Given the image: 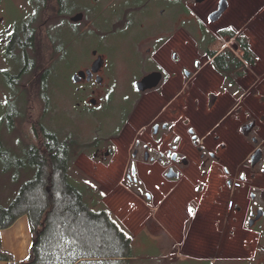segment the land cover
<instances>
[{
  "label": "flooded vegetation",
  "instance_id": "af4514ba",
  "mask_svg": "<svg viewBox=\"0 0 264 264\" xmlns=\"http://www.w3.org/2000/svg\"><path fill=\"white\" fill-rule=\"evenodd\" d=\"M255 2L0 0V173L34 176V146L49 183L48 155L69 162L88 154L96 166L116 167L111 188L153 203L181 260L264 264ZM65 109L88 123L85 140L66 138L53 121Z\"/></svg>",
  "mask_w": 264,
  "mask_h": 264
},
{
  "label": "trees",
  "instance_id": "16d2710c",
  "mask_svg": "<svg viewBox=\"0 0 264 264\" xmlns=\"http://www.w3.org/2000/svg\"><path fill=\"white\" fill-rule=\"evenodd\" d=\"M239 42L250 54L248 40L241 36ZM28 155L38 172L23 184L18 198L7 206L0 203V229L26 214L32 233L29 256L15 261L0 246V258L8 264H129L132 236L111 221L101 206V192L87 180L69 176L66 157L53 153L47 157L52 172L47 194L45 156L34 146Z\"/></svg>",
  "mask_w": 264,
  "mask_h": 264
},
{
  "label": "rangeland",
  "instance_id": "374dc122",
  "mask_svg": "<svg viewBox=\"0 0 264 264\" xmlns=\"http://www.w3.org/2000/svg\"><path fill=\"white\" fill-rule=\"evenodd\" d=\"M262 4H264V0H256L254 4L255 8L254 6L252 8H254V10L258 9ZM254 10L252 9V11ZM238 52H240V50H238ZM57 95L58 91L56 90L54 94L56 99ZM64 96L65 101H72L71 94H68V91L65 92ZM32 105L34 107L35 104L32 103ZM31 115L33 118L36 116L39 118L40 112L34 110ZM53 121L63 126L62 128L66 138H68L67 136L81 138L83 140L87 138L86 127L88 123L82 118L75 117L74 113L69 111V109H65L64 112L59 111ZM102 122H106L104 116ZM30 141L35 143L36 139L34 138L31 126L28 125V142ZM28 170H30V167H28ZM67 171L70 174L69 176L76 175V177L87 180L91 184L94 182L103 190L105 194L101 192L102 196H100L102 208L111 212V214L113 213L112 218L119 223L121 228L128 235L132 236L130 243V254L132 258L129 260V264H194L192 261L181 260L180 257L175 256L179 253L178 248L175 246L177 250L174 254L172 241L167 240V237L163 234L165 233L163 231L164 228L159 229L158 227L160 221H140L142 218L148 217L150 212L152 214L153 203L148 202L144 197L137 199V196L135 197L132 193L130 194L125 191L121 192L111 188L110 183L113 185L115 184L113 180L110 179V177L114 179L117 173L115 166L109 167L107 163H97L96 166V162L86 154L78 156L77 159H70ZM25 172L27 171L24 170L18 178H11V173H0V203L2 205L7 206L15 198H18L23 183L28 179L31 180L33 173L28 171L27 178ZM49 183H46L45 186H51ZM142 201H144L146 205ZM130 203L135 206L133 209L130 208ZM144 208H146L147 211L145 216L141 215V211ZM164 223L167 224V221ZM160 238L162 242L158 240ZM156 240H158V242ZM178 243L180 242L178 241Z\"/></svg>",
  "mask_w": 264,
  "mask_h": 264
},
{
  "label": "crops",
  "instance_id": "0c3cea01",
  "mask_svg": "<svg viewBox=\"0 0 264 264\" xmlns=\"http://www.w3.org/2000/svg\"><path fill=\"white\" fill-rule=\"evenodd\" d=\"M252 44L258 56L256 65V75L258 81L264 80V4L254 10L252 14ZM131 194V192H128ZM136 197V196H135ZM137 199H140L137 197ZM144 204L145 202L142 201ZM146 205V204H145ZM141 208V207H140ZM145 209V210H144ZM142 209L141 215L145 216L146 208ZM169 210V205L166 206ZM166 216V215H165ZM151 220H150V218ZM153 212L148 217L140 221H154ZM162 222V221H160ZM32 243V233L29 219L26 214L18 216L9 226L0 229V246L10 252L15 261H21L29 256ZM0 264H8L6 260L0 258Z\"/></svg>",
  "mask_w": 264,
  "mask_h": 264
},
{
  "label": "water",
  "instance_id": "95a60500",
  "mask_svg": "<svg viewBox=\"0 0 264 264\" xmlns=\"http://www.w3.org/2000/svg\"><path fill=\"white\" fill-rule=\"evenodd\" d=\"M222 10V8L220 9V11ZM219 11V12H220ZM218 12V13H219ZM72 19H74V20H77V19H79V16H74ZM152 82V80L150 79V77L149 78H145V79H143L141 82H139V84L141 85V84H148V83H151Z\"/></svg>",
  "mask_w": 264,
  "mask_h": 264
},
{
  "label": "built area",
  "instance_id": "2783aa9c",
  "mask_svg": "<svg viewBox=\"0 0 264 264\" xmlns=\"http://www.w3.org/2000/svg\"><path fill=\"white\" fill-rule=\"evenodd\" d=\"M232 45H234L233 48H235V51L237 50V52H238V50H239L238 45L234 44V43H232Z\"/></svg>",
  "mask_w": 264,
  "mask_h": 264
}]
</instances>
